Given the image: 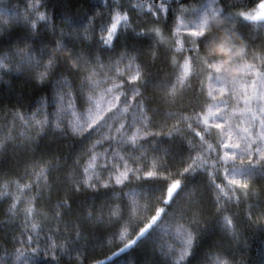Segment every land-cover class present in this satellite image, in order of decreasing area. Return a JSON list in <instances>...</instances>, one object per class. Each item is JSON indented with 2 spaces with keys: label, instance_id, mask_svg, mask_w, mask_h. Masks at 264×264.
I'll return each instance as SVG.
<instances>
[{
  "label": "trees",
  "instance_id": "trees-1",
  "mask_svg": "<svg viewBox=\"0 0 264 264\" xmlns=\"http://www.w3.org/2000/svg\"><path fill=\"white\" fill-rule=\"evenodd\" d=\"M254 7L0 0V264H264Z\"/></svg>",
  "mask_w": 264,
  "mask_h": 264
},
{
  "label": "rangeland",
  "instance_id": "rangeland-1",
  "mask_svg": "<svg viewBox=\"0 0 264 264\" xmlns=\"http://www.w3.org/2000/svg\"><path fill=\"white\" fill-rule=\"evenodd\" d=\"M259 12V10H258V7H254V8H252V9H250V10H246V11H244V12H241V14H240V16L242 17V18H244V19H248V20H259V19H264V10L262 11V16L261 17H259V18H254V17H250V16H254L256 13H258ZM257 15V14H256ZM194 32H196V33H198L199 32V30H193ZM229 138H230V136L229 137H226V139H225V144H228V142L230 141L229 140ZM228 148L229 149H231L230 148V146H228Z\"/></svg>",
  "mask_w": 264,
  "mask_h": 264
}]
</instances>
